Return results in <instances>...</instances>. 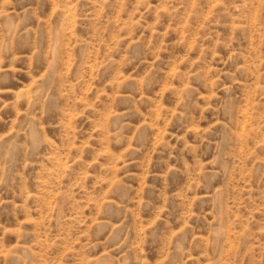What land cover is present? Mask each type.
<instances>
[{
  "label": "rangeland",
  "instance_id": "374dc122",
  "mask_svg": "<svg viewBox=\"0 0 264 264\" xmlns=\"http://www.w3.org/2000/svg\"><path fill=\"white\" fill-rule=\"evenodd\" d=\"M0 264H264V0H0Z\"/></svg>",
  "mask_w": 264,
  "mask_h": 264
}]
</instances>
